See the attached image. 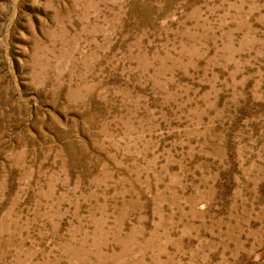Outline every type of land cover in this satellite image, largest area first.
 <instances>
[{
    "label": "rangeland",
    "instance_id": "obj_1",
    "mask_svg": "<svg viewBox=\"0 0 264 264\" xmlns=\"http://www.w3.org/2000/svg\"><path fill=\"white\" fill-rule=\"evenodd\" d=\"M0 264H264V0H0Z\"/></svg>",
    "mask_w": 264,
    "mask_h": 264
}]
</instances>
